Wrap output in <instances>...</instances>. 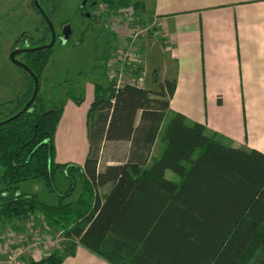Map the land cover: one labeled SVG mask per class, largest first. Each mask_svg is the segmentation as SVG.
Listing matches in <instances>:
<instances>
[{
	"label": "trees",
	"instance_id": "16d2710c",
	"mask_svg": "<svg viewBox=\"0 0 264 264\" xmlns=\"http://www.w3.org/2000/svg\"><path fill=\"white\" fill-rule=\"evenodd\" d=\"M38 2L53 21L61 0ZM103 2L112 9L143 7L137 0ZM44 25L43 36L37 42L28 36V45L50 41ZM14 44L11 51L19 40ZM51 53L52 47L20 54L39 82ZM22 70L26 83L7 101H16L17 108L2 116L1 103L0 121L32 96L33 78ZM174 90L170 80L159 81L153 90L135 83L118 88L95 83L82 167L54 161L53 137L63 109L39 90L26 111L0 125L1 223L41 214L43 225L56 227L64 237L45 258L25 264H62L78 248L110 264H264V152L230 145L203 123L170 110ZM106 142H128L129 149L123 162L99 168ZM157 143L163 146L154 154ZM56 172L70 182L62 197L72 194L76 176L81 178L74 202L59 199L50 205L20 189L23 182L42 180L55 192Z\"/></svg>",
	"mask_w": 264,
	"mask_h": 264
},
{
	"label": "rangeland",
	"instance_id": "374dc122",
	"mask_svg": "<svg viewBox=\"0 0 264 264\" xmlns=\"http://www.w3.org/2000/svg\"><path fill=\"white\" fill-rule=\"evenodd\" d=\"M94 1L61 0L58 12L52 21L57 39L41 72L39 82L40 95L46 100L49 99L56 105L62 106V109L66 111L65 114L68 113L66 106L69 102L79 105L83 110L87 108L84 124L82 121L79 122L64 116L63 121L73 124V129L66 134L62 129L63 125H61L60 119L53 137L54 161L57 153L60 154L59 150L62 149V146H65L67 154L75 152V147H82L85 150L84 160L78 153L73 158L78 164L70 163L78 167L83 166L90 146L87 114L91 102L86 103L90 85L94 89V83L108 86L109 84L114 85L117 81L116 73L120 70L116 69L114 65L117 63L116 56H112V54L119 52L122 48L131 51L128 70L125 73L126 79L128 82L140 80L144 87H148L147 83L142 81L144 71L150 79L151 66L154 61H160L164 57L162 53V36L164 34L159 29H154L155 26L150 23L152 16L148 15L144 9L145 4L141 0H137L143 6L138 12L134 11L132 7L112 9L103 0ZM44 22H46L45 18L35 9L32 0H0V104L5 102L2 107V116L16 110L17 102L7 101L14 99L23 87L22 85L26 83V80L23 79V77L25 78L23 68L15 65L9 57L11 48L18 40L20 44L16 48L31 47L28 45L29 37L32 38L31 41H39L38 38L43 36L44 31L46 32ZM23 38L25 41L21 46ZM20 54L15 57L23 62ZM72 97H81L82 101L76 103ZM91 118L95 121L96 115L90 116V120ZM77 126L82 132L76 129ZM161 145L157 143L153 153L157 154L163 146ZM128 149V142H106L102 146V152L100 151L99 168L105 164L123 162ZM167 173L169 177L176 179L173 173L169 171ZM75 180L76 185L73 193L65 197L62 196L69 190L70 182L60 172H56L55 192L49 191L42 180L23 182L20 184V189L24 192L37 194L42 201L50 205L57 204L59 199H63L64 202H74L81 192L82 186L79 176H76ZM107 189L108 186H105L98 192L102 195ZM38 218L43 219V216L37 214L23 220L14 218L5 225L0 221V236L5 233V230L6 235H10L12 239L20 236V238H16L19 239V246L15 247L8 245L7 236L0 239V264H16L20 258H24L29 237L26 234H21V228L25 224H30L28 221ZM50 230L54 233L61 232L56 227L53 229L51 227Z\"/></svg>",
	"mask_w": 264,
	"mask_h": 264
},
{
	"label": "crops",
	"instance_id": "0c3cea01",
	"mask_svg": "<svg viewBox=\"0 0 264 264\" xmlns=\"http://www.w3.org/2000/svg\"><path fill=\"white\" fill-rule=\"evenodd\" d=\"M141 1L164 34V57L154 61L150 79L144 71L148 87H141L153 90L159 81H174L170 110L183 113L188 122L203 123L230 145L264 152V0ZM93 91L90 85L86 103L93 100ZM66 107L60 119L68 134L74 125L64 116L84 124L87 108L73 102ZM74 151L67 154L62 146L55 161L77 163L78 153L85 158L82 147ZM62 264L110 263L78 248Z\"/></svg>",
	"mask_w": 264,
	"mask_h": 264
},
{
	"label": "built area",
	"instance_id": "2783aa9c",
	"mask_svg": "<svg viewBox=\"0 0 264 264\" xmlns=\"http://www.w3.org/2000/svg\"><path fill=\"white\" fill-rule=\"evenodd\" d=\"M154 25V29H160L159 23L155 16L152 17L151 22ZM112 56H116L117 63L114 64L116 69H119L116 73L117 81L114 84L115 88L121 87L126 83L137 84L141 86L140 80H134V82H128L126 79L125 73L128 70L129 59L131 57V51L127 48L120 49L119 52L112 54ZM114 68V66H112ZM43 219H36L28 221V225H24L21 228V234H26L29 238H27L28 245L25 247V255L24 258H20L16 264H25L28 260H40L45 258L52 250L58 248L64 240L61 232L54 233L50 230L49 226L43 225ZM19 226H22L19 224ZM7 236V243L10 247L19 246L20 236H16L15 238H11L10 235H6V230L3 235L0 236V239ZM23 248V245H21Z\"/></svg>",
	"mask_w": 264,
	"mask_h": 264
},
{
	"label": "water",
	"instance_id": "95a60500",
	"mask_svg": "<svg viewBox=\"0 0 264 264\" xmlns=\"http://www.w3.org/2000/svg\"><path fill=\"white\" fill-rule=\"evenodd\" d=\"M32 1H33L34 7L40 12V14L45 18V20L47 22V25H48V28H49V31H50V35H51L50 41H49V43L44 44L42 46H37V47H23V48H20V49L16 48L13 51H11L10 56H9L10 59L12 60V62L15 65H17V66L25 69L30 74V76H32L33 81H34V88H33V93H32L31 98L24 105V107L21 110H19L17 113L9 116L5 120L0 121V125H2L4 123L12 120L13 118L19 116L22 112L26 111L29 108V106L33 103V101L35 100V98L37 96V93H38V90H39V79H38V77L30 70V68L26 64H24L20 60L16 59L15 56L17 54H19V53H24V52H27V51H34L35 49H38V48H50V47H52L55 44L56 39H57V35H56L55 30H54V26L52 24V21H50L46 17V14H45L44 10L42 9V7L40 6L38 0H32Z\"/></svg>",
	"mask_w": 264,
	"mask_h": 264
},
{
	"label": "flooded vegetation",
	"instance_id": "af4514ba",
	"mask_svg": "<svg viewBox=\"0 0 264 264\" xmlns=\"http://www.w3.org/2000/svg\"><path fill=\"white\" fill-rule=\"evenodd\" d=\"M90 1L92 2V1H94V0H90ZM94 3H95V1H94ZM84 7H85V6H84Z\"/></svg>",
	"mask_w": 264,
	"mask_h": 264
}]
</instances>
